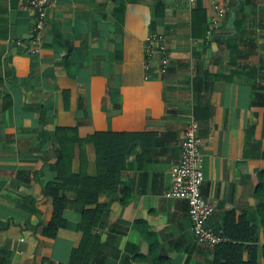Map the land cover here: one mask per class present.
<instances>
[{
	"label": "crops",
	"instance_id": "crops-1",
	"mask_svg": "<svg viewBox=\"0 0 264 264\" xmlns=\"http://www.w3.org/2000/svg\"><path fill=\"white\" fill-rule=\"evenodd\" d=\"M28 1L0 0V264H68L81 242L80 210L72 205L64 211L66 228L54 238L41 234L52 216L43 189L55 176L56 128H75L80 139L136 135L122 144L125 167L114 189L98 196L99 247L90 264H211L212 248L191 233L188 203L164 197L191 118L202 140L201 192L214 207L207 226L223 230L229 219L234 235L248 237L251 229L261 250L264 99L252 100L264 95V0H230L209 39L212 0H54L36 55L16 46L32 31ZM198 7L206 23L192 37ZM151 32L164 35L169 68L146 81L143 44ZM85 157L86 175L95 177L93 143L85 144ZM64 194L76 199L73 191Z\"/></svg>",
	"mask_w": 264,
	"mask_h": 264
},
{
	"label": "trees",
	"instance_id": "trees-1",
	"mask_svg": "<svg viewBox=\"0 0 264 264\" xmlns=\"http://www.w3.org/2000/svg\"><path fill=\"white\" fill-rule=\"evenodd\" d=\"M162 11V5L157 2L154 16H161ZM239 12L238 10L237 13ZM205 23V15L198 7L192 15V37L199 36V32L203 33ZM239 25L240 20L237 18L234 22L237 30H239ZM206 30L207 27L204 34ZM70 66L69 61H65L64 68L69 69ZM2 98V110H7L11 105V99L8 95H4ZM263 99L264 95L260 92L256 94L252 103L254 105L255 103L258 104V100ZM263 102L261 101L262 105H264ZM134 136L136 135L96 132L87 139H80L75 128L55 129L56 156L55 163L51 167L55 176L53 181L49 182L43 189V194L52 198V216L48 225L42 229L41 234L48 238H54L59 230L67 227V220L64 218V211L67 206L72 205L80 210L81 217L76 229L82 233V239L78 248L72 251L68 264H90L91 255L99 247L98 237L93 236V233L101 220L100 213L103 206L97 204V199L105 189H114L113 185L117 183L119 170L125 167L124 153L126 151H124L125 148L123 150L122 144ZM152 136L155 137V134H149L148 137ZM87 143H93L96 149L99 170L95 177L86 175L85 144ZM76 150L80 159V171L78 174L72 172V162L75 158ZM119 159L122 161L120 166L117 165ZM67 191L75 192L76 199L74 201L66 199L64 193ZM88 206L93 207L86 209ZM233 225V221L229 219L224 222L222 229L224 234L230 239V242L212 248L211 264H257L260 255L264 261V247L259 250L255 245V237L254 233L251 232L252 230L250 229L248 237L241 238L233 234ZM245 253L247 254L246 260L243 259V254Z\"/></svg>",
	"mask_w": 264,
	"mask_h": 264
},
{
	"label": "built area",
	"instance_id": "built-area-1",
	"mask_svg": "<svg viewBox=\"0 0 264 264\" xmlns=\"http://www.w3.org/2000/svg\"><path fill=\"white\" fill-rule=\"evenodd\" d=\"M54 0H29L28 10L32 11L34 22L27 43L16 42L28 55L40 52L43 30L46 26V10ZM193 2V0H190ZM230 0H212L206 39L220 28L228 11ZM144 63L143 79L151 80L156 75H164L169 68L168 48L161 33H149L143 44ZM199 126L193 118L187 123L179 162L170 169V188L165 192L167 199H180L188 203L190 230L197 244L214 248L230 242L223 230H214L207 226V221L214 213L213 205L203 197L201 187L204 182L203 157Z\"/></svg>",
	"mask_w": 264,
	"mask_h": 264
},
{
	"label": "water",
	"instance_id": "water-1",
	"mask_svg": "<svg viewBox=\"0 0 264 264\" xmlns=\"http://www.w3.org/2000/svg\"><path fill=\"white\" fill-rule=\"evenodd\" d=\"M234 19V13L232 12L231 14H230V20H233Z\"/></svg>",
	"mask_w": 264,
	"mask_h": 264
}]
</instances>
